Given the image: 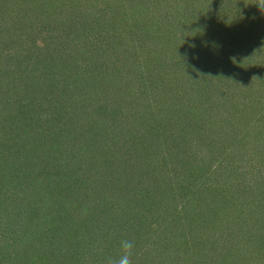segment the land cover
Listing matches in <instances>:
<instances>
[{"label":"trees","instance_id":"16d2710c","mask_svg":"<svg viewBox=\"0 0 264 264\" xmlns=\"http://www.w3.org/2000/svg\"><path fill=\"white\" fill-rule=\"evenodd\" d=\"M225 4L0 0V264H106L117 238L138 245L133 264H264V126L254 166L217 156L233 116L264 121V35L245 29L261 72L229 93L235 74L213 70L227 57L209 49ZM192 173L205 209L158 212L176 196L169 181L188 192ZM213 189L224 194L207 208Z\"/></svg>","mask_w":264,"mask_h":264},{"label":"rangeland","instance_id":"374dc122","mask_svg":"<svg viewBox=\"0 0 264 264\" xmlns=\"http://www.w3.org/2000/svg\"><path fill=\"white\" fill-rule=\"evenodd\" d=\"M195 1V0H192ZM216 1V0H215ZM233 5H229V4H225L223 7H221V11L222 13H224L223 15L220 16V18L222 19V25H215V33H213L212 35V39H214V35L217 36V42L215 43V45L211 44L209 46L210 49V55H213L212 57H216L215 53H218L219 56H221L223 59L227 57V60H223V61H219L217 63V61L215 62L214 60H212L210 62V64L212 65V69L213 70H217L222 72V77L223 78H228L225 77L227 76V73L230 74H235L234 76H232V78L230 77L228 79V81L233 82L232 88L228 89L227 91L229 93H237L236 89H246L247 87H251L252 83H248L246 82V78L247 76H252L254 78V75L256 73H260L261 68H260V59L258 57L253 56V58H251L252 55H261L262 53L258 52L257 54L255 53V50L252 48H255V45H253V43L250 45L251 47L247 46V44L252 42V36H247L246 33L248 32L247 30H245L246 28H254L255 30H257V32H259V36L263 37L264 32L261 33V31H264V18L262 17V13L260 11H257L254 7H253V12L251 13L249 10L248 11H243L244 8H246V5L251 8V5H255V0H232ZM194 4V2H193ZM176 12V10H174V13ZM192 12L190 10L187 11L186 13V18L185 21L188 22V18L189 15ZM244 16L243 18L241 17V15ZM245 14V15H243ZM235 17L237 19H235ZM238 18H241L242 21L240 22ZM245 19V20H243ZM143 21H146L144 19H142ZM235 22V25L234 23ZM238 22V23H237ZM233 23V25H232ZM191 24H188L187 26H190ZM240 28V32L242 31V35L244 36V38H240V39H227V35L232 37L234 36L235 38L237 37V33L234 34L233 32L237 31V28ZM216 32H218L219 34L217 35ZM239 33V32H238ZM144 36H146V34L144 33ZM200 37V34H199ZM260 39V38H259ZM125 40H127V38H125ZM236 40V41H235ZM238 40V41H237ZM139 43V41H137ZM205 43H211L210 41H204L203 44ZM230 43V44H229ZM239 44V45H238ZM206 45V44H205ZM139 45H137V49ZM124 47V46H122ZM186 48L188 49L189 52V45L186 46ZM235 52L236 54H241L239 56H236L235 54H233L234 56L232 58L229 59V53H233ZM131 53L133 54L131 56V61H133L134 59L136 60L135 57H137L136 55H141V57L143 56L142 53L137 52V54L131 51ZM245 56H243V55ZM207 56H209V54H205ZM145 56V55H144ZM258 58V59H256ZM138 59V57H137ZM200 62H201V57L199 58ZM197 61L193 62L194 64ZM199 63V62H198ZM229 63V64H228ZM236 63V64H235ZM194 72H199L196 70H192ZM213 73H216L215 71H213ZM218 75V74H217ZM225 75V76H224ZM239 76V78L244 81H240V80H236L235 78H237ZM217 79L220 80V77L217 76ZM212 82V81H211ZM258 85V84H257ZM256 85V92H260V94L264 91V86L259 87V85ZM236 86H240V87H236ZM242 89L239 91L240 94H242ZM140 94H143L142 92H140ZM228 94H223V96H226ZM258 95V94H257ZM229 96V95H228ZM262 97V96H261ZM134 102L136 104L138 103H146L150 98H145L142 96H137ZM227 101L231 100L232 98H225ZM264 102V100H263ZM262 102V103H263ZM264 107V104H261ZM241 107H244V105H242ZM238 117L240 119H238ZM228 123H230L228 125V127H226L224 130L227 132L224 133L220 132V136L222 135V139L220 141L223 142V144L225 145V150L222 151V154H217V156H222L224 158H229L230 162L228 164H226L227 169L231 168V163L232 162H237L239 159H243V161H245V163H247L246 165H253L254 163L251 162V158L256 157L254 155V153H256L257 151L261 152L263 148H259L258 150H254V142L257 143L256 141V136L254 139V135H256V133L260 130H262L263 126H264V121L259 120L257 117H254L252 112L250 111V109H248L246 111V115H242V118L240 116H237V119L235 118V116H233V118H231V122L229 121ZM256 132V133H255ZM238 137L239 138V142H235L234 138ZM262 136V135H261ZM262 143H264V139L262 141ZM227 156V157H226ZM258 164V163H257ZM249 167V166H248ZM145 168V166H144ZM247 168V166H246ZM237 172V171H236ZM192 175V176H191ZM190 175V182H192V184L190 183L188 192L187 190L184 188L183 191L181 190L182 187L185 186V179L183 178L182 180H170L169 182H173V186H176L177 188L175 189V194L176 196L172 198V196H169L167 200L168 203H170L171 206H169V204H164L161 203L159 204V206H157V208H159L160 212L162 209H164L165 207H169V210L171 207H177V209H179V206L183 207L186 211V214H189V211L191 212V210H196V211H202L205 205V201H199L196 196L195 198L190 197L191 195V191L195 190L197 188L196 184H197V179L193 177V173ZM255 178H253V181L250 180V182H254ZM240 184H242V182H240ZM236 187V186H235ZM181 188V189H180ZM211 188H214L213 186H211ZM213 192L214 196H210L206 199V207H210V206H214V203L216 202V200H218L217 198L219 197V194L222 195L224 194V191H222L221 189H213L211 190ZM222 191V192H221ZM186 192V194H184ZM217 192V194L215 195V193ZM174 195V193H173ZM220 195V196H221ZM249 197H251V192L249 191ZM230 197V196H229ZM227 197L225 199V201H227V199L229 198ZM224 201V202H225ZM261 201V200H260ZM151 207H153L152 205L154 204L153 201H149V203H151ZM200 202V203H199ZM223 202V203H224ZM198 204H200V206H198ZM202 206V207H201ZM147 207L150 208V206H145V208L147 209ZM223 207L225 208L224 212L221 211V216L224 219V222L227 223L228 225L234 227L235 222H237L240 219H230L228 214L231 213V209L232 207H228L227 204L223 205ZM205 209V207H204ZM239 214L240 211L239 209H237ZM248 209H244L245 213H248L249 211H247ZM180 212H184L183 210L179 209ZM12 212V211H11ZM18 213H16L17 216ZM224 214V215H223ZM196 215V214H195ZM225 216V218H224ZM152 217V219L154 220V216H150ZM161 217L160 216V221H161ZM157 218V216H156ZM152 220V222H153ZM188 220V224H186L187 227H189L190 225V218H187ZM152 230V228H150ZM119 240V241H118ZM117 243L120 245V238H117ZM138 245L134 243V248L133 251H137ZM249 249V245H246V250ZM255 262H259V260H256ZM254 262V263H255ZM174 264H179L178 261H175ZM186 264V263H185ZM190 264V263H188Z\"/></svg>","mask_w":264,"mask_h":264},{"label":"clouds","instance_id":"9594fccd","mask_svg":"<svg viewBox=\"0 0 264 264\" xmlns=\"http://www.w3.org/2000/svg\"><path fill=\"white\" fill-rule=\"evenodd\" d=\"M258 10L264 14V0H256L254 3ZM121 254L118 259L109 258L106 264H133L132 256H133V248L134 243L130 240H122L120 243Z\"/></svg>","mask_w":264,"mask_h":264}]
</instances>
